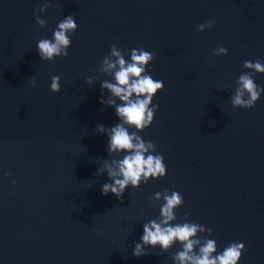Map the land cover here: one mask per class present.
<instances>
[{
  "label": "water",
  "instance_id": "obj_1",
  "mask_svg": "<svg viewBox=\"0 0 264 264\" xmlns=\"http://www.w3.org/2000/svg\"><path fill=\"white\" fill-rule=\"evenodd\" d=\"M69 15L78 24L69 55L42 60L38 41ZM112 45L129 62L132 49L153 53L149 74L165 85L138 134L156 144L167 175L122 200L103 194L111 180L97 173L127 154H110L97 128L120 123L101 103L111 96L101 81L115 82L100 72ZM219 47L228 55H213ZM246 60L264 64V0H0V264H176L179 241L133 255L143 225L163 219L165 189L184 197L170 224L190 213L218 253L242 242L239 264H264V93L251 109L231 103ZM254 79L264 87V74Z\"/></svg>",
  "mask_w": 264,
  "mask_h": 264
},
{
  "label": "clouds",
  "instance_id": "obj_2",
  "mask_svg": "<svg viewBox=\"0 0 264 264\" xmlns=\"http://www.w3.org/2000/svg\"><path fill=\"white\" fill-rule=\"evenodd\" d=\"M51 3H45L40 7L41 13H46ZM36 23L42 28L47 27L46 21L36 16ZM214 21L198 25L199 31L211 28ZM78 24L73 15L65 17L54 31L52 39H41L37 43L39 56L44 61H54L57 57H67L72 39ZM127 53L116 45L111 46L110 54L103 58L100 72L114 77L115 82L101 81V88L111 93L107 99H101L102 104L112 106L120 123L106 128L98 125V131L106 133L108 151L112 153H127L122 159L112 163L104 161L103 167L97 170L102 175L107 170L111 183L102 185L104 195L109 193L123 199V195L129 186L139 188L141 183L147 184L151 179H159L167 175V165L164 156L157 151V146L150 140L143 139L138 133L149 128L155 120V114L159 108L154 104V98L161 92L165 85L162 81L153 79L149 74V65L155 59L153 53L140 49L131 50V59H126ZM213 55H228V49L219 47L214 49ZM244 67L250 69L239 76L236 81L238 87L231 97L233 107L251 109L264 93V87L258 85L254 79L256 73L264 74V64L260 61H244ZM29 83L36 86L35 79ZM86 83L91 85L93 79L87 78ZM51 90L59 93L61 80L59 76L52 77ZM114 97V98H113ZM121 103H117V99ZM135 129V131H130ZM113 164L116 165L113 167ZM143 178V180H142ZM15 181H13L14 183ZM161 192L155 193L159 199ZM164 203L161 207L160 223L155 220L143 225L142 243H136L133 255L137 258L148 255L145 246L156 248L159 246L167 251L175 242L179 241L182 251L173 254L176 264H239L242 255L247 251L242 242H232L221 253H218V244L211 239L213 232L204 225L189 222L190 213H184V223L170 224L177 220L176 210L184 205V197L177 191H163ZM198 233H207V236L198 237ZM195 237V239H194ZM198 249V251H197Z\"/></svg>",
  "mask_w": 264,
  "mask_h": 264
}]
</instances>
